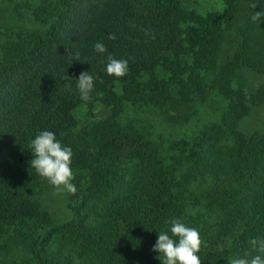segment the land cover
Segmentation results:
<instances>
[{"label": "trees", "instance_id": "trees-1", "mask_svg": "<svg viewBox=\"0 0 264 264\" xmlns=\"http://www.w3.org/2000/svg\"><path fill=\"white\" fill-rule=\"evenodd\" d=\"M3 1L32 25L8 28L1 44L0 264H161L153 245L177 218L198 229L201 264L264 257L249 243L264 238V132L241 129L264 106V82L251 91L240 74H264V17L251 19L264 0L207 11L186 0ZM109 54L128 61L125 76L107 74ZM83 71L94 76L87 102L76 87ZM213 92L225 100L218 119L166 147L120 121L131 103L188 122ZM43 130L73 152L64 222L36 198L50 187L30 166Z\"/></svg>", "mask_w": 264, "mask_h": 264}, {"label": "rangeland", "instance_id": "rangeland-1", "mask_svg": "<svg viewBox=\"0 0 264 264\" xmlns=\"http://www.w3.org/2000/svg\"><path fill=\"white\" fill-rule=\"evenodd\" d=\"M189 6L197 8L201 11L207 10H223V0H186ZM9 3L0 0V11L2 13L0 21V58H1V44L4 42L5 33L8 28L17 27L21 25H32L28 19H21L13 17L11 9H8ZM229 45V41L227 46ZM244 82L249 90H255L264 82V74L252 71L250 69H242ZM239 77L236 78L238 82ZM118 91L121 93L120 88ZM225 105L224 98L216 92L205 96L197 104V114L191 121L184 123H170L163 115V112L155 106L145 104H131L128 103L124 112L120 115L121 123L128 128L129 131L138 132L141 136L154 141L159 144L161 148L168 146L174 140L190 139L197 134L207 123L218 119ZM109 113V108L103 105L96 110L97 117L102 119ZM79 120L84 123L88 118L87 108L82 106L77 110ZM241 129L246 132L260 129L264 132V106H252L250 114L246 116L241 123ZM32 193V192H31ZM70 193L66 190L63 192L50 184L48 190L36 196L42 204L48 208L56 220L64 222L71 217V210L68 206Z\"/></svg>", "mask_w": 264, "mask_h": 264}, {"label": "clouds", "instance_id": "clouds-1", "mask_svg": "<svg viewBox=\"0 0 264 264\" xmlns=\"http://www.w3.org/2000/svg\"><path fill=\"white\" fill-rule=\"evenodd\" d=\"M257 4L252 3L250 7L254 9ZM264 17V10L254 12L251 19L259 21ZM114 33H110L108 39H115ZM154 38V37H153ZM95 51L105 53L106 46L97 42L94 45ZM128 61L126 59H116L111 54L107 57L106 72L110 76L123 77L127 74ZM80 98L87 102L91 100V92L94 89V76L90 71H83L77 78L76 85ZM65 88L71 90V82L66 83ZM31 152L33 158L30 166L36 172L48 180L57 191H67L75 194L76 186L72 183L74 173L71 168L73 152L71 147L62 145L57 139L56 134L49 130L40 131L31 140ZM170 233L167 231L159 232L158 239L153 245L152 250L159 253L161 264H201L198 253L201 250V238L198 229L186 226L180 219L171 221ZM252 249L258 253H264V238H253L249 241ZM223 250V245H218ZM162 254V258H161ZM249 253L243 257H233L228 264H264V257L257 254L249 258Z\"/></svg>", "mask_w": 264, "mask_h": 264}]
</instances>
